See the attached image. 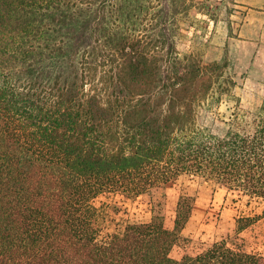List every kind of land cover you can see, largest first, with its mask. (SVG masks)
Here are the masks:
<instances>
[{"label": "trees", "instance_id": "obj_1", "mask_svg": "<svg viewBox=\"0 0 264 264\" xmlns=\"http://www.w3.org/2000/svg\"><path fill=\"white\" fill-rule=\"evenodd\" d=\"M191 6L0 0V264H264L239 234L264 211L171 253L196 201L181 194L167 227L165 189L181 175L264 200V98L252 109L230 93L225 133L199 124L222 97H201V62L168 32ZM110 192L149 196L151 219L104 232L96 200Z\"/></svg>", "mask_w": 264, "mask_h": 264}, {"label": "rangeland", "instance_id": "obj_2", "mask_svg": "<svg viewBox=\"0 0 264 264\" xmlns=\"http://www.w3.org/2000/svg\"><path fill=\"white\" fill-rule=\"evenodd\" d=\"M262 1L187 0L193 6L179 16L177 26L169 24L168 32L176 40L177 50L189 59L195 57L204 68L195 82L200 86L201 97L213 101L222 97V101L197 111L199 124L216 133L227 131L226 122L235 111V98L230 93L252 109L264 98V46L259 38L264 13L256 7ZM215 63H222L223 67L211 75L209 70ZM165 193L169 228L174 226L179 196L190 194L196 198L183 229L184 238L171 251L177 258L185 253L196 254L215 240L237 235L240 217L264 211L263 199L231 192L214 180L190 174L170 182ZM150 201L147 195L131 197L121 192L100 195L96 203L103 213V231H120L130 222L149 221L152 217ZM239 234L248 250L264 253V217Z\"/></svg>", "mask_w": 264, "mask_h": 264}, {"label": "crops", "instance_id": "obj_3", "mask_svg": "<svg viewBox=\"0 0 264 264\" xmlns=\"http://www.w3.org/2000/svg\"><path fill=\"white\" fill-rule=\"evenodd\" d=\"M256 7H258V9H257L258 11H261V12L264 13V0L262 2H260L259 5H256ZM260 31H261V33H260V37L259 38H260V41H261V45L264 46V19L262 21Z\"/></svg>", "mask_w": 264, "mask_h": 264}]
</instances>
